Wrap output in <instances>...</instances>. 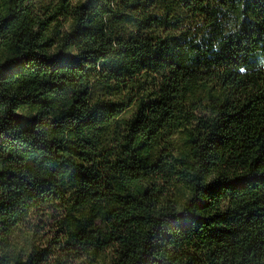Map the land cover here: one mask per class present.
Returning <instances> with one entry per match:
<instances>
[{
	"label": "trees",
	"instance_id": "16d2710c",
	"mask_svg": "<svg viewBox=\"0 0 264 264\" xmlns=\"http://www.w3.org/2000/svg\"><path fill=\"white\" fill-rule=\"evenodd\" d=\"M104 249L264 264V0H0V264Z\"/></svg>",
	"mask_w": 264,
	"mask_h": 264
},
{
	"label": "rangeland",
	"instance_id": "374dc122",
	"mask_svg": "<svg viewBox=\"0 0 264 264\" xmlns=\"http://www.w3.org/2000/svg\"><path fill=\"white\" fill-rule=\"evenodd\" d=\"M34 5V10L39 15H44L47 8L54 6L57 4L58 0H32ZM62 19V18H61ZM66 26V23L63 25ZM130 115V112L127 114ZM30 221H35V216L32 214L29 218ZM15 239L20 244H26L28 240L33 239V235L28 233L25 229L17 230L15 233ZM92 264H111V252L109 249H104L102 251L97 252L94 255V261Z\"/></svg>",
	"mask_w": 264,
	"mask_h": 264
}]
</instances>
